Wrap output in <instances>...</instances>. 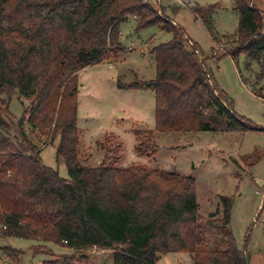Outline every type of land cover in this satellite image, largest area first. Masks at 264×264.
<instances>
[{"label": "trees", "instance_id": "obj_1", "mask_svg": "<svg viewBox=\"0 0 264 264\" xmlns=\"http://www.w3.org/2000/svg\"><path fill=\"white\" fill-rule=\"evenodd\" d=\"M235 3L233 46L212 50L211 59L236 61L243 55L244 70L253 78L239 71L240 79L264 99L263 14L245 0ZM216 8L191 9L217 42L209 16ZM129 16L136 19L135 31L163 23L161 29L172 34L151 48L154 79L118 84L154 93L155 126L139 140L140 155H154V132L264 131L234 111L206 65L208 58L195 43L186 45L183 29L143 0H0V238L39 240L77 252L109 249L112 264H155L163 254L179 252L190 254L193 264H247L229 227L230 197L219 195L214 215L202 220L191 175L118 167L107 158L92 167L79 163L77 72L126 51L119 25ZM14 91L26 101L16 123L3 98ZM47 132L50 140L59 135L56 153L68 178L41 160L34 138ZM117 147L121 151V143ZM200 222L220 233L219 245L202 239ZM43 247L30 249L38 254ZM2 252L13 264L22 253L10 246ZM78 257L61 254L41 264H76Z\"/></svg>", "mask_w": 264, "mask_h": 264}, {"label": "rangeland", "instance_id": "obj_2", "mask_svg": "<svg viewBox=\"0 0 264 264\" xmlns=\"http://www.w3.org/2000/svg\"><path fill=\"white\" fill-rule=\"evenodd\" d=\"M143 1L153 6L159 17L170 19L183 29L188 39L186 45L193 42L199 47L201 54L208 58L206 65L214 80L232 100L234 111L254 126L264 128V99L251 93L249 84H243L240 79L239 71L243 78L250 81L253 78L252 72L244 70V56L240 55L236 61L229 56L211 59L212 50L220 53L223 48L233 46L238 25L236 0ZM245 1L259 8L264 18V0ZM210 5L217 6L209 15L217 42L202 20L195 19L191 9ZM162 24L135 31L136 19L129 16L119 25L120 42L126 51L117 58L102 60L77 72L79 163L92 167L107 158L108 163L118 167L140 165L191 175L195 179L198 213L202 220L214 215L219 195L230 197L229 227L238 249L246 253L247 264H264V131L154 132V155L146 157L136 151L139 140L146 137L148 130H154V93L152 88L126 89L119 88L118 84L154 79L151 48L172 38L171 33L161 29ZM3 98L8 103L11 120L16 123L23 115L26 101L21 99L24 104L21 103L15 91ZM204 111L215 113L214 108ZM24 127L26 132L30 131L27 124ZM14 134L15 129L11 136ZM50 139L49 132L34 138L41 160L56 169L59 176L68 178L64 161L56 153L59 135ZM120 143L121 151L117 147ZM200 233L204 241L213 243L212 246L219 245L221 235L214 228L200 222ZM39 244L46 247L33 254L30 248ZM5 246L22 252L16 264H41L61 254L77 253L86 256L78 257L76 264H112L109 249L77 252L65 246L20 237L0 238V264H13L2 252ZM155 264H193V260L189 254L179 252L161 256Z\"/></svg>", "mask_w": 264, "mask_h": 264}, {"label": "crops", "instance_id": "obj_3", "mask_svg": "<svg viewBox=\"0 0 264 264\" xmlns=\"http://www.w3.org/2000/svg\"><path fill=\"white\" fill-rule=\"evenodd\" d=\"M133 17V16H132ZM129 18V17H128ZM171 21V20H170ZM247 90H249L248 89V87H246V86H244ZM225 91V90H224ZM250 91V90H249ZM251 92V91H250ZM252 93V92H251ZM169 254H174V253H166V254H163L162 256H166V255H169ZM188 254V253H187ZM189 256H190V254H189Z\"/></svg>", "mask_w": 264, "mask_h": 264}, {"label": "built area", "instance_id": "obj_4", "mask_svg": "<svg viewBox=\"0 0 264 264\" xmlns=\"http://www.w3.org/2000/svg\"><path fill=\"white\" fill-rule=\"evenodd\" d=\"M185 1H186V0H178V2H183V3H184Z\"/></svg>", "mask_w": 264, "mask_h": 264}, {"label": "water", "instance_id": "obj_5", "mask_svg": "<svg viewBox=\"0 0 264 264\" xmlns=\"http://www.w3.org/2000/svg\"><path fill=\"white\" fill-rule=\"evenodd\" d=\"M80 256H84V254H81Z\"/></svg>", "mask_w": 264, "mask_h": 264}]
</instances>
